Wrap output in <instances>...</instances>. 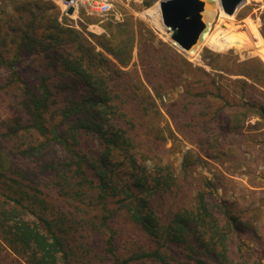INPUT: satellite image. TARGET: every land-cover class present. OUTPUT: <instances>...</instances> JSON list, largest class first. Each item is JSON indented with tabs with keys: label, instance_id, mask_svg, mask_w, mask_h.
Instances as JSON below:
<instances>
[{
	"label": "trees",
	"instance_id": "1",
	"mask_svg": "<svg viewBox=\"0 0 264 264\" xmlns=\"http://www.w3.org/2000/svg\"><path fill=\"white\" fill-rule=\"evenodd\" d=\"M45 6L49 21L41 12ZM23 7L26 15L5 22L0 15V252L25 264H234L227 245L232 226L225 223L236 218L203 189L192 188L190 151L184 175L158 152L166 137L145 123L161 118L152 96L141 93L131 112L130 100L108 80L134 71L112 58L127 67L135 43L157 94L162 90L147 75L146 60L168 54L183 67L179 76L187 62L168 42L148 45L156 36L148 31L143 37L132 16L109 20L104 33L93 34L102 51L59 22L48 1L24 0ZM33 55L48 60L36 82L31 77L39 72L20 65ZM46 70L57 73L63 104L53 97ZM122 216L148 236V247L121 251L115 219ZM6 262L0 255V264Z\"/></svg>",
	"mask_w": 264,
	"mask_h": 264
},
{
	"label": "rangeland",
	"instance_id": "2",
	"mask_svg": "<svg viewBox=\"0 0 264 264\" xmlns=\"http://www.w3.org/2000/svg\"><path fill=\"white\" fill-rule=\"evenodd\" d=\"M23 1L0 0L3 22L10 15L25 14ZM45 1L57 8L59 22L81 31L96 45V50L103 51V48L93 34L104 33V25L109 20L122 21L115 14H103L82 2L78 4V12L72 16V21L66 22L61 0ZM263 2L247 0L232 15L218 8L208 37L194 53H189L169 42L168 30L162 24L157 0L143 9V14L132 18L135 28L141 29L145 38H149L148 31L154 33L156 38L152 37L146 42L154 48L158 47L159 40L170 43L187 62L184 74L179 76L178 72L183 67H179L180 62L176 58L162 53L152 55L144 67L149 69L147 75L154 80L155 86L162 90L161 94H157L145 77L138 44L135 43L132 61L127 67L121 66L111 57L116 66L134 71L108 79L116 87L119 86L125 98L130 100L128 109L131 112H134L136 102L141 99V93L152 96L161 118L149 117V122L145 123L147 130L154 129V134L155 131H162L166 137L162 145V139L158 140L162 149L158 152L173 162L177 173L184 175L181 168L183 157L190 151L193 166L189 179L192 188L203 189L210 201L222 203L224 211L236 218V223L230 224L224 213L220 214L226 226H232L229 228L227 245L234 264H264V190L252 186L260 183L258 169L264 166ZM117 9L123 10L118 5ZM42 11L45 21H49L51 12L46 10V6L41 8ZM131 13L127 16H133ZM47 63L48 60L43 56L33 55L25 56L20 65L30 72H39V75L33 74L31 77L34 79L32 82H36ZM153 67L158 70L159 76L154 74ZM45 73L53 97L63 104L66 95L56 88L57 73L52 70H46ZM139 84L142 85L141 91ZM54 149L65 155L59 148ZM204 178L207 181L203 182ZM178 198L175 201L180 206L183 202ZM123 217L114 222L121 251L130 247H148L151 244L148 236ZM0 244L5 246L3 240H0ZM0 255L7 261L6 264H25L15 254H8L6 258L2 251ZM179 262L176 264H182ZM207 264L213 262L208 260Z\"/></svg>",
	"mask_w": 264,
	"mask_h": 264
},
{
	"label": "water",
	"instance_id": "3",
	"mask_svg": "<svg viewBox=\"0 0 264 264\" xmlns=\"http://www.w3.org/2000/svg\"><path fill=\"white\" fill-rule=\"evenodd\" d=\"M67 19L72 20L75 0H68ZM246 0H159L162 24L168 30V40L175 47L194 53L205 35L210 31L213 18L210 11L220 8L232 15L243 6Z\"/></svg>",
	"mask_w": 264,
	"mask_h": 264
},
{
	"label": "crops",
	"instance_id": "4",
	"mask_svg": "<svg viewBox=\"0 0 264 264\" xmlns=\"http://www.w3.org/2000/svg\"><path fill=\"white\" fill-rule=\"evenodd\" d=\"M110 1L112 4V10L109 13H112L113 15L115 14L114 16H116V18L119 20H123V19L127 18L128 17L127 14H130L132 10L133 11L131 14H133L132 17H134V18L136 16L144 13L143 9H145V8L142 7L144 0H110ZM155 1H157V0H154L152 2V4L155 3ZM117 5L121 6L123 8V10L119 11V9H117ZM131 5H133L134 7H131ZM77 12H78V7L75 10L73 16H75ZM258 171L260 172V173H258V175H259L258 179H260L261 181L259 184L252 185V186H254L257 189L264 190V166L261 165L260 168L258 169Z\"/></svg>",
	"mask_w": 264,
	"mask_h": 264
},
{
	"label": "built area",
	"instance_id": "5",
	"mask_svg": "<svg viewBox=\"0 0 264 264\" xmlns=\"http://www.w3.org/2000/svg\"><path fill=\"white\" fill-rule=\"evenodd\" d=\"M61 2L63 5V13L67 15L66 10L71 5V3L68 0H61ZM82 2L87 3L88 5H90L91 8L96 9L98 12H101L103 14H108L112 10V4L110 0H75L74 2L75 9H77L78 4Z\"/></svg>",
	"mask_w": 264,
	"mask_h": 264
},
{
	"label": "bare ground",
	"instance_id": "6",
	"mask_svg": "<svg viewBox=\"0 0 264 264\" xmlns=\"http://www.w3.org/2000/svg\"><path fill=\"white\" fill-rule=\"evenodd\" d=\"M215 13H216L215 10L210 11V15L212 16V18H214ZM208 35H209V32L205 35L204 40L202 41L201 45H202L203 42L206 40V38L208 37ZM201 45H200V46H201ZM200 46H199V47H200Z\"/></svg>",
	"mask_w": 264,
	"mask_h": 264
}]
</instances>
